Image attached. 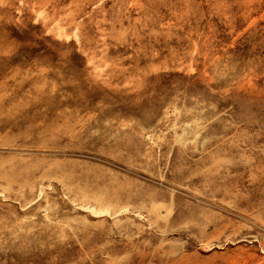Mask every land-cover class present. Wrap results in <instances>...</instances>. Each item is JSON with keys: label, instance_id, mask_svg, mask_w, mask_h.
I'll use <instances>...</instances> for the list:
<instances>
[{"label": "rangeland", "instance_id": "1", "mask_svg": "<svg viewBox=\"0 0 264 264\" xmlns=\"http://www.w3.org/2000/svg\"><path fill=\"white\" fill-rule=\"evenodd\" d=\"M226 15L0 0V264H264V7Z\"/></svg>", "mask_w": 264, "mask_h": 264}, {"label": "bare ground", "instance_id": "2", "mask_svg": "<svg viewBox=\"0 0 264 264\" xmlns=\"http://www.w3.org/2000/svg\"><path fill=\"white\" fill-rule=\"evenodd\" d=\"M263 1L264 0H221V4L225 6V11L228 12L226 17L228 19H234L236 17H241V15L246 12L263 10Z\"/></svg>", "mask_w": 264, "mask_h": 264}]
</instances>
